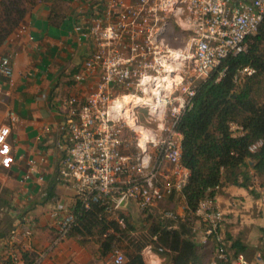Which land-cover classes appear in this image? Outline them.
<instances>
[{
  "label": "built area",
  "instance_id": "2783aa9c",
  "mask_svg": "<svg viewBox=\"0 0 264 264\" xmlns=\"http://www.w3.org/2000/svg\"><path fill=\"white\" fill-rule=\"evenodd\" d=\"M99 7L74 27L78 40L91 49L73 79L92 87L85 97L70 94L60 105L67 130L60 179L75 190L82 209L99 203L123 226L125 202L154 213L165 226L192 214V240L216 242L210 264H264V250L248 256L226 243L217 195L187 210L184 189L190 170L183 162L180 130L199 84L215 74V81L221 80L224 61L247 51L248 39L264 19V0H104ZM255 71L242 67L235 82ZM13 76L12 56L0 55V78L11 82ZM229 126L233 137L245 134L239 123ZM11 132L0 121V169L15 162ZM262 144L257 141L250 151ZM29 165L37 161L30 159ZM254 182L264 198V186L257 178ZM171 199L174 206L156 214ZM76 219L73 209L57 220L59 239ZM141 254L147 264H162L151 244ZM8 255L23 264L13 251ZM124 259L122 250L115 249L99 264H123Z\"/></svg>",
  "mask_w": 264,
  "mask_h": 264
},
{
  "label": "crops",
  "instance_id": "0c3cea01",
  "mask_svg": "<svg viewBox=\"0 0 264 264\" xmlns=\"http://www.w3.org/2000/svg\"><path fill=\"white\" fill-rule=\"evenodd\" d=\"M103 2L40 0L2 47L12 56L14 76L12 83L0 79V121L11 126L9 141L15 155L9 169H0V229L14 226L11 240H0L2 259L9 242L41 253L37 264H79L85 255L86 262H101L84 253L75 238L59 239L57 220L77 202L75 190L59 176L67 146L60 105L70 94L85 97L92 87L73 79L91 49L88 42L78 40L74 27L89 20ZM30 159L37 165L31 168ZM242 189L228 188L248 202L250 194ZM256 193L263 205L262 193L258 189ZM243 241L254 250L252 255L264 250V240Z\"/></svg>",
  "mask_w": 264,
  "mask_h": 264
},
{
  "label": "trees",
  "instance_id": "16d2710c",
  "mask_svg": "<svg viewBox=\"0 0 264 264\" xmlns=\"http://www.w3.org/2000/svg\"><path fill=\"white\" fill-rule=\"evenodd\" d=\"M39 2L0 0V55L8 37ZM244 66H252L256 71L237 83L235 75ZM222 68L225 73L221 80L216 82L215 74L199 84L194 107L180 125L184 134L183 162L190 170V181L184 189L188 211L196 209L203 198L215 197L224 186L249 189L252 179L259 181L264 177V19L258 32L248 39L247 51L229 56ZM234 121L244 127V135L232 136L229 125ZM259 140L263 144L250 151V146ZM74 212L77 219L67 236L83 247L94 245L92 254L97 259L103 260L120 249L125 257L123 264H147L141 252L149 244L161 256L162 264H210L215 255L214 239L203 245L192 240L196 223L192 214L168 220L167 225H172L168 227L149 213L147 222L139 227L124 213L120 214L125 220L121 225L99 203L82 209L78 202ZM13 227L0 229V240H11ZM224 239L237 253L252 256L254 250L240 237L234 239L226 233ZM7 246L23 264L38 263L40 256L36 250H25L9 242ZM0 264L15 262L8 255L6 259L0 258Z\"/></svg>",
  "mask_w": 264,
  "mask_h": 264
},
{
  "label": "rangeland",
  "instance_id": "374dc122",
  "mask_svg": "<svg viewBox=\"0 0 264 264\" xmlns=\"http://www.w3.org/2000/svg\"><path fill=\"white\" fill-rule=\"evenodd\" d=\"M34 9V8H33ZM32 9V10H33ZM30 10V11H32ZM29 11V12H30ZM27 12V14L29 13ZM26 14V15H27ZM26 17V16H25ZM24 17V18H25ZM24 21V19H23ZM22 21V22H23ZM22 22L20 26H22ZM25 27V26H24ZM18 28V27H17ZM16 28V29H17ZM2 54H8L5 52V50H2ZM259 183L264 185V180H259ZM232 187L237 188H243L242 190L247 191L250 194V198L248 199V202H244L242 199H240L237 195H233L228 188L230 186H226L225 189H220L219 194L217 195V204L222 210L224 214V218L222 221V232L224 235L226 233L232 235V237L238 238L245 241H252V240H264V227H261L264 225V204L260 205L258 203V194L256 193V189H258V186L255 185L254 180H251V185L249 186V189H246L242 186H236L229 184ZM175 200L172 199L165 202L164 204L160 205L156 212V214H159L160 212H163L166 209L171 208L174 206ZM183 206V203L180 205ZM121 213H124L127 216H130L132 221L136 223L137 226H143L147 222V213L146 211H143L134 203H131L130 206L126 207ZM154 214V213H153ZM76 244L80 246V248H84V253L89 254L93 253V250H95L94 245H89V247H83L81 246L76 240ZM87 251H86V250ZM4 256L3 253H0V258ZM81 257V256H80ZM85 258V259H84ZM83 263L79 264H93L95 262V259L91 261L86 262V255L82 257L81 259ZM90 260V257H89ZM102 261V259H97V263Z\"/></svg>",
  "mask_w": 264,
  "mask_h": 264
},
{
  "label": "water",
  "instance_id": "95a60500",
  "mask_svg": "<svg viewBox=\"0 0 264 264\" xmlns=\"http://www.w3.org/2000/svg\"><path fill=\"white\" fill-rule=\"evenodd\" d=\"M124 206H126V202H125V205Z\"/></svg>",
  "mask_w": 264,
  "mask_h": 264
}]
</instances>
